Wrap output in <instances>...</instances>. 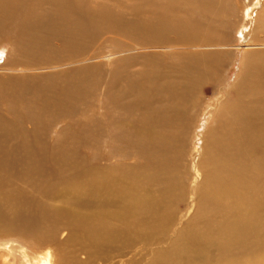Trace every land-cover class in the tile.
Instances as JSON below:
<instances>
[{
	"label": "rangeland",
	"instance_id": "374dc122",
	"mask_svg": "<svg viewBox=\"0 0 264 264\" xmlns=\"http://www.w3.org/2000/svg\"><path fill=\"white\" fill-rule=\"evenodd\" d=\"M186 1L154 0L152 8L146 0H70V9L62 12L55 4L43 0H25L22 11L0 30L9 53L5 63L0 56V121L4 122V130L0 132V264H21V254L9 251L16 243L24 247L29 243L40 248L55 247L50 239L54 232L60 244L58 252L66 264H83L81 261L87 255L77 261L69 259L70 253L78 255L80 248L71 246L68 239L73 235V239L81 240L80 236L85 234L65 227L68 221L75 224H70L73 227L81 224L65 218L59 208L88 197L89 176L93 167L101 170L103 152L110 153L108 164L113 168L102 178L104 186L120 184L123 171L143 173L147 177L145 187L155 198H164V207L149 215L147 223L140 220L139 224L140 231L152 229L156 244L151 248L156 252L150 257L154 260L181 264L187 258L182 253L183 246L197 243L193 237L194 227L202 230L215 222L221 211H205L207 204L197 194L202 189L196 187L201 181L196 169H199L198 159L203 160L209 149L205 144L207 131L216 120L212 108L216 106L218 110L230 98L233 84L240 75L243 53L234 55V62L225 63L219 74L209 75V71L203 74L204 70L198 68L191 76L192 81L200 76L204 78V83L196 88L198 93L179 89L174 92L185 115L167 126L152 123L156 134L164 133V137L156 140L154 155L136 159L130 155L125 160L126 166L121 167L115 162L117 155H128L130 150L125 148L119 154L114 153L117 148L112 145L111 135L115 125L110 122L113 113L104 120L102 115L108 81L116 82L119 76L120 86L132 81L139 85L142 76L155 68L168 70L173 53L155 54L137 46L147 47L152 39L162 41L165 40L162 36H174L169 28L160 26L163 21L155 16L156 12L179 27L190 22L184 23L188 18L185 8L190 7ZM237 1L233 0L235 4ZM241 2L249 4L248 0ZM139 5L147 16L139 13ZM257 17L255 14L254 19ZM238 18L240 20V16ZM235 20L224 15L219 23L211 18L208 20L210 31L221 33L226 26L229 36L239 34L240 40L241 32H234L238 25ZM165 25L171 27L168 23ZM18 29L23 33H18ZM209 51L213 49L181 51V55H201ZM154 55L163 58L152 57ZM108 59L112 60L108 62ZM158 59L162 60L161 64L156 62ZM110 67H113L112 74L108 76ZM173 81L167 82L172 84ZM209 104L213 106L208 107ZM231 130L223 126V135ZM207 140L210 143L208 137ZM160 158L165 160L162 166L158 164ZM143 164L148 170L139 167ZM225 177L226 174L221 179ZM254 177L261 181L255 171L249 170L242 181ZM175 180L176 189L168 191ZM154 190H160L161 194H154ZM235 195L237 197L230 194L224 198L231 204L230 197L241 200L236 203L239 210L236 208L233 216V237L237 238L231 241L230 236L223 234L208 239L216 255L208 254L207 264H264V233L259 232L264 230V219L256 223L258 227L242 229L243 221L255 218L256 207L264 210V195L238 196L237 192ZM257 201L260 203L254 207ZM168 215L176 223L185 216L182 226L168 229ZM201 217L205 219L197 223ZM193 219L186 230L190 237L179 238L176 232L173 235ZM55 224L59 227L53 230ZM84 226L88 228L87 224ZM105 229L97 232L100 247L111 246L116 240L115 237L102 239ZM246 231L250 233L246 235ZM202 248L198 246L199 252L191 255L190 261L202 253Z\"/></svg>",
	"mask_w": 264,
	"mask_h": 264
},
{
	"label": "bare ground",
	"instance_id": "6f19581e",
	"mask_svg": "<svg viewBox=\"0 0 264 264\" xmlns=\"http://www.w3.org/2000/svg\"><path fill=\"white\" fill-rule=\"evenodd\" d=\"M24 1L0 0V30L22 11ZM43 1L47 4H55L56 8L62 12L70 9V0ZM146 1L153 8L154 0ZM248 1L247 5L241 0H238L236 4L235 0L234 2L233 0H187L185 3L190 7L185 8L188 18L184 23L187 20L190 22L184 27L176 26L168 21L167 17H160L159 12H156L155 16L163 21L160 26L169 28L174 36L172 38L162 36L165 40L152 39L147 44L149 46L137 47L155 54L173 53L171 54L173 60L168 70L155 68L150 74L142 76L139 85L136 81H132L126 83L124 87L119 85V76H117L116 82L108 81L105 87L106 105L102 115L104 120L110 112L113 113L110 122L115 125L114 134L111 135L112 145L117 148L114 153L119 154L125 148L130 150L128 155H117L115 159V162L118 161L121 167H124L128 163L125 160L130 155H133V159L142 158L147 154L154 155L156 140L164 137V133L156 134L153 130V122L167 126L174 119L184 117V108L179 104L174 92L179 89L182 92L194 90V93H198L196 88L200 83H204V78L200 76L196 81H192L191 78L198 72V68L204 70L203 74L209 71V75H216L223 70L225 63L234 62V55L244 54L240 75L233 84L234 88L231 90L230 98L226 99L218 110L216 106L212 108L211 113L215 114L214 119L216 120L213 128L210 127L207 131L210 143L206 137L205 144L209 149L203 160L198 159L199 169L196 167V172L201 176V181L199 180L196 187L202 189V191H197V194L199 193L198 198L203 199L208 205L205 211L210 213L209 209L221 212L215 222L205 229L200 230L199 227H194L193 237L197 243L183 246L182 253L187 255V258L183 259L181 264H207L208 254L216 255V251L211 249L213 246L208 241L212 237L216 238L226 234L230 236L231 241L237 238V236L233 237V216L239 197L237 201L235 200L237 198L230 197L233 199V204H231L225 200L228 198L224 196L233 194L237 197L236 192L238 196L250 194L263 197L264 195V50H259L264 49V0ZM259 6L261 8L257 10ZM139 10V13H142L140 5ZM255 14L258 19H254ZM142 15L145 17L147 13L144 12ZM224 15L231 20L240 16V20L239 18L235 20L238 25L234 32L240 31L243 40L241 38V41L239 40V34L230 37L226 32V26L221 33L210 31L211 24L208 20L213 18L220 23ZM193 16H201V18L197 19ZM166 23L171 27L166 26ZM17 32L23 33V30L18 29ZM195 32L196 34H193ZM3 40L0 32V56L5 63L9 53ZM156 43L162 44L156 45ZM199 49H213V51L201 55H181V51ZM156 56L163 58L161 55L152 57ZM156 62L161 64L162 60L158 59ZM112 69L113 67L109 68L108 76H111ZM171 79H174L172 84L167 82ZM210 106L213 105L209 104L208 107ZM3 126L4 122L0 121V132L4 130ZM223 126L232 128L225 136ZM179 146L181 147V143ZM102 155L104 163H102L101 170L98 171L96 167H93V172L89 176L91 185L88 197L77 199L76 204H67L59 208L65 212H59L65 218L81 224L73 227L71 225L75 224L68 221L65 222V227L75 228L78 232L85 234L80 236L81 240L73 239V235L69 237L70 245L80 248L79 254L70 253L69 259L77 261L80 256L87 255V258L81 261L83 264L94 262L99 264H167L166 261H156L150 257L156 252L151 248L156 244L152 229L149 227L144 231L139 230L140 220L144 221L143 224L147 223L149 215L157 213L156 211L164 207V198H155L153 193L145 187L147 177L143 173L123 171L120 184L117 185L115 182L111 186L109 184L104 186L102 178L112 172L113 168L108 164L110 153L103 152ZM164 162L163 158L158 159L159 165H164ZM139 167L148 170L146 164ZM249 170L255 171L261 177V181H256L255 177L242 181ZM225 174L226 177L222 180L221 176ZM191 176L195 178L194 174ZM204 177L207 178L204 179ZM130 178L135 179L129 181ZM224 186L226 189H220ZM176 187L177 181L175 180L170 183L168 191ZM164 190L167 191V189ZM155 193L160 195L161 191L154 190ZM83 198L86 200L81 202ZM259 203L260 201L255 202L254 207ZM184 217L176 223L168 215L166 227L169 229L171 226H179L180 228ZM204 219L203 217L198 218L197 223H202ZM262 219H264V210L256 207L255 218L243 221L242 229L258 227L256 223ZM194 220L174 231L173 235L176 232L179 238L184 235L190 237L189 231L186 230ZM86 224L88 228L84 226ZM58 227L59 225L55 224L53 230ZM100 229L107 230L103 232L102 239L116 238L113 245L100 247V238L97 235ZM259 232L263 235L264 230H259ZM249 233L246 231V235ZM50 239L55 247L50 245L40 248L35 243H29L24 247L16 243L10 247L9 251L21 254V264H66L58 252L60 244L57 243L55 232ZM198 246L203 247L202 253L190 261L189 257L199 252Z\"/></svg>",
	"mask_w": 264,
	"mask_h": 264
}]
</instances>
